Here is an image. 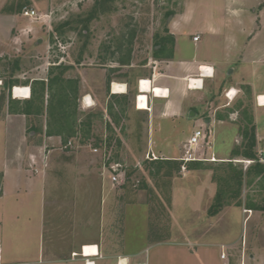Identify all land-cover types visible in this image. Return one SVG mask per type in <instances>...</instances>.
<instances>
[{
    "label": "crops",
    "instance_id": "0c3cea01",
    "mask_svg": "<svg viewBox=\"0 0 264 264\" xmlns=\"http://www.w3.org/2000/svg\"><path fill=\"white\" fill-rule=\"evenodd\" d=\"M15 28H21V32L25 29L23 22L13 13L4 15L1 11L0 226L7 215L12 221L24 216L29 221L17 223V228L26 223L33 228L38 247L35 249L33 245V257L22 261L4 258L2 252L3 264H264V241L261 236H254L257 232L254 227L260 225L259 228L264 229L257 210L248 209L259 219H255L254 223H259L253 228H249V219L241 216L242 227L246 226L247 233L240 241L226 236L224 238L228 239L214 238L209 230L176 242L165 241L149 235V213L144 203L132 198L118 206L112 199L111 191L115 190L111 187L114 185L103 169L101 156L92 153L90 146L94 145L78 142L75 163L70 164L68 171H57V168H64L65 164H60L63 161L59 160L65 155L61 149L69 140L63 142L60 135H46V115L38 128L34 126L33 131L27 133L32 115L20 114L21 109L14 110V105L8 103L9 99L15 101L11 94L13 87L29 88L32 98L33 92L41 93L36 84L39 82L45 83L46 99L48 81L53 76L48 72L54 64L48 59L49 46L45 39L40 36L32 43L27 42L22 53L31 55L16 54L13 46L5 42ZM166 29V34L160 37L167 41L159 50L160 58L150 59L145 74L128 81H119L106 70L91 75L76 66L69 68L75 75L62 78L77 80L75 102L78 111L97 108L107 116L108 99L121 97L127 100L129 112L125 120V139L131 138L129 132L134 128V115L145 116L146 122L139 127L144 132L142 158L150 153L159 158L146 160L148 166L178 162L183 145L193 130L203 124L213 130V153L219 160L216 163L227 162L232 149L246 145L243 133L239 134L246 126L254 129V153L264 151V105L257 100L264 96V0H183L180 9L170 17ZM36 34L33 29V35ZM196 36L197 41H193ZM66 65L70 64L63 62L62 67ZM124 67L130 69L132 66L126 64ZM192 79L200 80L196 88L189 87ZM139 80H149L152 88L167 91L168 97L158 98L146 93L148 110H137L136 97L142 91L137 86ZM113 83L124 85V94H113ZM83 97L90 106L84 104ZM204 114L208 117L202 118ZM35 116L42 118L43 115ZM106 129L109 126L103 122L101 131ZM93 130L91 125V133ZM187 130L188 134H184ZM31 161L36 173L30 169ZM140 169L149 179L148 173L142 167ZM178 173L181 178H175L173 182L193 175L195 180L205 181L209 196L203 200L201 209L210 205L216 193L210 174L188 169L183 172L179 169ZM147 183L149 186L144 185L140 190L154 188L151 181ZM125 184L126 180L116 185V189H123ZM61 187L70 192L74 190L69 193L71 199L66 200L73 203L70 208L73 216L68 224L55 217L56 209H59L55 204L64 200L58 196ZM81 198L93 199L97 204H82ZM231 208L223 207L203 220L212 225L225 222L226 218L229 220L226 212ZM87 209L94 210V213L87 217L83 212ZM31 217L33 224L30 223ZM47 223L51 228L65 227L60 245H57L60 243L58 238L55 243L51 237L46 238ZM226 232L224 230L222 234ZM44 241L52 245L44 246ZM64 244H68L67 247ZM85 246H94L96 254L84 257L82 248ZM160 246L168 247L172 252L167 254L160 250ZM167 256L173 260L168 261Z\"/></svg>",
    "mask_w": 264,
    "mask_h": 264
},
{
    "label": "rangeland",
    "instance_id": "374dc122",
    "mask_svg": "<svg viewBox=\"0 0 264 264\" xmlns=\"http://www.w3.org/2000/svg\"><path fill=\"white\" fill-rule=\"evenodd\" d=\"M182 2L183 0H0V12L2 11L4 15L13 13L25 27L23 32H21V28H15L8 41H5L10 44L9 46H13L16 54L31 55L22 53L27 42L32 43L40 36L45 39L49 46L48 59L51 64H54L49 68L50 74L52 72L54 75L73 76L75 75L74 71H70L69 68L76 66L88 71L91 75L97 73L98 70H106L111 77L123 82L145 74V71L149 69L148 61L152 58H160L159 39L166 34L169 19L180 9ZM24 7L32 8L38 18L36 20L23 19L21 12ZM33 29L38 34L33 35ZM5 31L9 33V31ZM61 62L62 64L59 66L58 64ZM63 62L71 66L66 65L63 68ZM126 64L132 67L127 69L124 67ZM62 86L67 87L65 83ZM55 91L53 89L51 94H56ZM15 101L17 104L13 106L14 110L22 109V103L25 100L15 99ZM126 104L127 100L121 97L108 99L107 116H103L100 109L97 108L78 111L76 107L74 115L69 119V122L65 123L64 128L66 129L63 130L52 121L53 118H48L46 111L43 110L42 118L31 116L32 120L29 123L31 127L27 133L33 131L34 126L38 128L37 125L46 117L45 132H59L64 141H71L72 148L61 149L65 155L59 161H63V163L59 161L57 163L65 165L64 168H57V171H68L70 164L75 163L74 153L77 151L75 146L78 142H88L95 147H98L102 140L110 142L112 161L119 163L123 172L126 171V184L123 189H116V185L111 187L112 190H115L111 191L112 199H115L118 206L132 198H137L144 203L148 207L151 238L159 237L165 241L175 240L176 242L180 239L190 238L197 232L202 233L209 230L210 235L214 238L226 236L229 239H239L240 241L242 236L245 239L247 233L246 226L242 227L241 216L245 215L249 219V228H253L259 223H254L255 219H259L255 217L256 214L252 213L251 215V211L248 209H252V212L257 210L261 216V222H264V167L263 172L249 169L245 173L242 166L235 163L242 159L240 156L245 146H237L232 149L231 157L225 163H201L187 167L188 171L194 169L202 174L207 172L216 185L215 196L210 205L207 204L203 210L201 209L203 200L209 196L205 181L195 180V175H193L184 180L178 179L173 182L175 178H181L178 171H175L176 165L162 162L148 166L146 159L142 158L145 148L141 144V138L144 137V132L139 127L146 122L145 116L134 115V128L129 132L131 138L128 141L125 139L127 135L124 129L125 120L127 111L129 112V107L127 108ZM44 115L46 116L44 117ZM207 117V114L202 115V118ZM55 118H59V115ZM72 120H75L74 126L70 125ZM78 122H80V126H78ZM103 122L109 126L105 132L101 131ZM47 124L51 127L48 128ZM91 125L94 126L93 133H91ZM191 129L189 128V130ZM244 129L248 130L249 126ZM189 130L184 134H188ZM241 130L239 134H242ZM71 131L73 134L74 132L78 133L70 137L72 136ZM95 147L90 146V148ZM97 149V155L101 156L102 149ZM141 167L146 174L148 173L149 179L142 175ZM30 169L33 172L31 166ZM147 179L151 181L154 188L140 190L144 185L149 186ZM73 192V189L70 192L67 188L64 190L61 187L58 196L60 199L64 197L63 203L55 204L57 208L59 207L56 209L55 217H59L60 222L66 221V224L73 216V212L70 210L73 203L66 201L71 199L69 193ZM217 194L219 195L220 209L223 207L233 208L226 212L229 215V220L226 218L225 222H217L212 225V223H205L203 219L208 217L209 208L217 202L215 199ZM89 202L92 206L97 204L93 199L83 200L81 198L82 204ZM193 208H197V210L194 211ZM244 210L250 211V213H243ZM83 212L88 217L94 213V210L87 209ZM25 221L29 220L24 216L12 221L7 215L4 223L0 226V264H3L2 252L3 257L7 259L16 260L19 258L22 261L33 257V245L35 249L38 247L37 240L33 238V228L28 227L27 223L18 228L16 225ZM191 222L193 223L191 224ZM30 223L33 224V217L30 218ZM48 226L47 223L46 238L51 237L53 243L58 238L60 243L57 245H60L65 227L56 229ZM259 226L258 228L254 227L257 230L254 232V236H261L264 241V235L261 233L264 229ZM224 230L227 232L222 234ZM66 238L69 240V237ZM44 242V246L52 245V243ZM64 245L67 247L68 244ZM162 249L167 254L172 252L168 247L160 246V250ZM169 256L171 257V255ZM170 257L167 256L168 261L173 260ZM15 264L26 263L17 262Z\"/></svg>",
    "mask_w": 264,
    "mask_h": 264
},
{
    "label": "trees",
    "instance_id": "16d2710c",
    "mask_svg": "<svg viewBox=\"0 0 264 264\" xmlns=\"http://www.w3.org/2000/svg\"><path fill=\"white\" fill-rule=\"evenodd\" d=\"M167 41L164 38H160L159 39V44H160V49L163 48L164 44ZM60 66V65H59ZM64 68V67H63ZM57 69V68H56ZM62 69V68H60ZM51 75H53L49 81H48V85L46 88V92H47V98L45 99V83L44 82H39L36 83L39 87L38 90L41 93H38V95L36 94V91L33 92V96L31 98V96L29 97L28 100L23 101L22 103V109L18 112L20 114H23L25 116L28 115H41L43 110L46 111L47 113V117L48 118H53V122L59 126L60 128L66 129L64 128L65 123L69 122V119L74 115L75 111H76V92H77V80H71V79H64L62 78L63 76H61V74L59 75H54L51 72ZM66 84L67 87L64 88L62 86V84ZM56 90V94H51L52 90ZM9 104L15 105L17 104L16 101H13L11 99H9ZM46 104V106H45ZM43 105H44V109H43ZM72 109V111H70V109ZM33 110V112H32ZM57 115H59V118H55V116L57 117ZM74 120L71 121L70 125L74 126ZM47 127L50 128L51 125L49 126L47 124ZM72 132V131H71ZM78 132H74V134H77ZM243 136L244 138H246L247 142L246 145L244 147V150L241 154L242 157L247 158V159H253L255 157V153H254V129L250 128L248 130H244L243 132ZM73 132H72V136H74ZM46 135H60L59 132H46ZM61 136V135H60ZM67 138H69L68 136H66ZM62 138V136H61ZM63 142H66V140L64 141V139L62 138ZM175 166V171H179L180 169V162H175L173 163ZM198 165L201 163H188L185 165V169H187L188 166L190 165ZM263 165L261 164H254L253 166H251L250 168H248L245 173L247 171L252 170L255 172H263ZM194 170V169H193ZM215 199H217V202L215 204H213L210 208H209V215H215L219 209L221 208V205L219 203V195L217 194Z\"/></svg>",
    "mask_w": 264,
    "mask_h": 264
},
{
    "label": "built area",
    "instance_id": "2783aa9c",
    "mask_svg": "<svg viewBox=\"0 0 264 264\" xmlns=\"http://www.w3.org/2000/svg\"><path fill=\"white\" fill-rule=\"evenodd\" d=\"M21 16L29 19V20H36L38 18L37 13L32 9L28 7H24ZM198 37H194L193 41H197ZM142 82H148L150 85L149 80H139L137 82V86L140 89L142 86ZM151 86V85H150ZM21 90L25 91L27 90V97H30V89L25 87H20ZM15 87L12 88L11 94L13 96V91ZM228 93H226L227 98ZM138 97H136V101L138 100ZM264 97V96H262ZM27 98V99H28ZM233 97L230 98V100ZM259 97L257 100L259 101ZM84 104L86 106H90L91 104L86 101V98H82ZM213 130L209 128L206 124H203V126H200L199 128H196L193 130L192 134L189 136L186 143L183 145L182 148V154L181 156L176 160L180 162V172L185 171V165L188 163H216L219 160L215 157L213 153ZM110 143V142H109ZM105 142L104 140L100 141L98 144V147L92 148V153L97 154L98 149H102V164L104 171L108 174L109 181L112 185H119L120 183H124L126 171H122V167L119 163L112 161L111 159V149L112 145ZM71 141H67L66 144L63 146V149L72 148ZM145 159L147 161H156L159 158L154 156L152 153L147 154L145 156ZM238 162L242 166L243 171H246L250 166L258 163L264 165V151H257L255 154V157L253 159H241ZM31 167L33 168V161H31ZM34 173L37 172L36 169L33 170ZM138 183V182H137ZM243 213H250V211L244 210ZM84 248V247H83ZM82 248V249H83ZM221 258L224 259V254L221 255ZM0 260H1V246H0ZM88 264V263H86Z\"/></svg>",
    "mask_w": 264,
    "mask_h": 264
},
{
    "label": "bare ground",
    "instance_id": "6f19581e",
    "mask_svg": "<svg viewBox=\"0 0 264 264\" xmlns=\"http://www.w3.org/2000/svg\"><path fill=\"white\" fill-rule=\"evenodd\" d=\"M200 84V80H189V87L191 88H196V86H198ZM142 91L140 94H138V100L135 103V107L137 110H141V111H147L148 110V103H147V96L146 93H150L153 94V96L158 97V98H167L168 97V92L161 90L157 87L152 88L148 82H142ZM111 91L113 94H124V92L126 91V88L124 85L122 84H117V83H113L111 86ZM140 92V91H139ZM27 90L23 91L21 90L20 87H17L14 89L13 91V98L15 99H27ZM259 102L261 103V105H264V97H261L259 99ZM82 255H84V257H90V256H94L96 254V248L94 246H85L82 249ZM122 261V260H121ZM88 264H92L89 263Z\"/></svg>",
    "mask_w": 264,
    "mask_h": 264
}]
</instances>
